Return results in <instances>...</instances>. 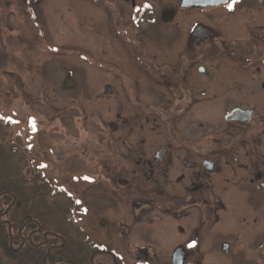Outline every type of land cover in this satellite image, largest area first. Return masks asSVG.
I'll return each mask as SVG.
<instances>
[{"label": "flooded vegetation", "instance_id": "obj_1", "mask_svg": "<svg viewBox=\"0 0 264 264\" xmlns=\"http://www.w3.org/2000/svg\"><path fill=\"white\" fill-rule=\"evenodd\" d=\"M181 1L0 0L1 74L14 82L35 59L42 78L46 63L63 61L59 50L24 54L59 47L45 36V14L101 13V57L85 56L103 66L102 87L57 95L60 119L73 123L77 110L65 100L93 99L94 118L108 124L106 146L64 151L51 167L97 190L65 212L89 264L96 255L97 264H264V0ZM29 164L33 177L45 174ZM37 184L58 201L62 185ZM44 210L29 218L37 227L28 239L38 231L40 244L55 236L47 247H61L62 235L43 228Z\"/></svg>", "mask_w": 264, "mask_h": 264}, {"label": "rangeland", "instance_id": "obj_2", "mask_svg": "<svg viewBox=\"0 0 264 264\" xmlns=\"http://www.w3.org/2000/svg\"><path fill=\"white\" fill-rule=\"evenodd\" d=\"M100 14V11L93 6L77 12L45 14L42 25L50 26L51 29L45 36L49 35L52 43L58 44L59 47H51V50H47L42 45L41 48L35 49L31 48L34 46H30L28 48L30 50L24 52L25 55L28 53L33 57L36 52L43 50L39 56L46 58L56 55L53 52L60 51V58L63 61L55 64L46 63L48 75L44 78L39 75V65L35 62L41 60L37 59L33 62L34 65L28 67L29 71L20 70L22 75L20 82H14L15 79L12 80V77L5 73L1 74L7 67L0 68V140L12 149L11 152L9 151L10 169L15 171L16 177L21 175L27 181L33 174L30 162L32 164L37 161L39 167L44 165L42 169L45 174L41 173L36 179L38 178V182L48 187L51 181L63 186L55 193L62 209L73 204L75 199L82 204L97 198L96 189L91 191L87 188L82 189L84 179L80 176L74 175L71 177L73 182L68 183L67 179L72 174L66 175V171L51 167L55 164V159H59L55 157H59L64 151L67 155L72 153L78 155L79 152L83 155L106 146L102 144L108 136L106 134L109 130L108 124L94 118L95 115L91 112L94 106L93 99L85 98V93H81V99L76 101L78 103L71 104L72 100L68 98L65 100L66 108L73 106L77 110L78 114L75 116L78 119L74 117L73 123L70 117L66 121L60 119L58 107L61 97L58 98L57 95L59 88L86 86L92 90L99 85L102 87L103 66H98L95 63L97 61L93 62L85 56L93 52L101 57L103 50L101 37L94 33L95 27L98 30L100 28ZM61 46H68L73 50L69 51V48ZM104 46L108 48V45ZM100 108L102 109V104ZM93 120L99 124L92 123ZM83 157L88 160L87 156ZM65 212L69 210L66 209ZM66 216L68 219L69 213ZM49 251L50 249L46 247V252ZM0 264L7 263L0 257Z\"/></svg>", "mask_w": 264, "mask_h": 264}, {"label": "trees", "instance_id": "obj_3", "mask_svg": "<svg viewBox=\"0 0 264 264\" xmlns=\"http://www.w3.org/2000/svg\"><path fill=\"white\" fill-rule=\"evenodd\" d=\"M11 150L10 146H5L4 141L0 140V257L2 260L7 264H89L88 254L83 252L79 245H74L70 235V224L65 213L67 207L62 209L55 196L50 197L51 193L38 192V181L32 175L27 181L21 175L15 176V171L10 169L9 151ZM38 206L46 211L43 228L59 232L62 238L58 241L64 240L61 247H51L48 253L46 247L57 240L55 236L47 237L43 245L39 243L42 237L38 231L33 232L29 239L27 236L31 228L37 227L29 218L38 217L36 216ZM49 215L52 217H48ZM26 216L28 219L24 221ZM98 259V255L94 256V264L100 263Z\"/></svg>", "mask_w": 264, "mask_h": 264}, {"label": "water", "instance_id": "obj_4", "mask_svg": "<svg viewBox=\"0 0 264 264\" xmlns=\"http://www.w3.org/2000/svg\"><path fill=\"white\" fill-rule=\"evenodd\" d=\"M227 0H182L181 6L187 8L189 6H209L220 4L221 2H225ZM5 212V211H4Z\"/></svg>", "mask_w": 264, "mask_h": 264}, {"label": "snow or ice", "instance_id": "obj_5", "mask_svg": "<svg viewBox=\"0 0 264 264\" xmlns=\"http://www.w3.org/2000/svg\"><path fill=\"white\" fill-rule=\"evenodd\" d=\"M233 2H235V0H233ZM227 6H228L229 9H231L233 5L230 3ZM41 167H44V165H41Z\"/></svg>", "mask_w": 264, "mask_h": 264}]
</instances>
